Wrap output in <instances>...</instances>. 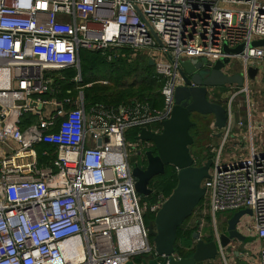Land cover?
<instances>
[{"label":"built area","instance_id":"1","mask_svg":"<svg viewBox=\"0 0 264 264\" xmlns=\"http://www.w3.org/2000/svg\"><path fill=\"white\" fill-rule=\"evenodd\" d=\"M263 38L264 0H0V264H125L134 256L152 258L143 218L166 198L159 194L148 204L135 191L129 159L149 141L130 142L126 132L133 127L160 132L173 110L175 89L184 84L181 60L204 58L212 67L226 57L239 62L234 69L244 83L224 85L221 99H208L224 102L227 120L219 147L210 150L202 203L187 226L198 225L204 238L202 222L209 214L249 209L251 221L246 224L243 215L237 229L261 242L256 259L255 249L246 247L244 254L253 257L248 264H264V148L250 141L238 159L222 161L229 133L244 125L235 101L241 93L249 98L247 71L264 60V45L252 43ZM238 45V53L224 51ZM80 49L97 50L107 61L121 49L132 58H151L162 80L161 107L138 99L117 107L86 106L83 88L92 83L79 85ZM67 68L77 70L71 78L76 86L62 98L46 96L58 93L54 80L62 77L54 72ZM221 70L228 72L225 66ZM26 116L32 119L23 122ZM40 143L52 145L55 155L42 165L35 149ZM41 156L49 157L46 150ZM212 224L216 264H228L226 249L240 242L223 248L215 219Z\"/></svg>","mask_w":264,"mask_h":264},{"label":"water","instance_id":"2","mask_svg":"<svg viewBox=\"0 0 264 264\" xmlns=\"http://www.w3.org/2000/svg\"><path fill=\"white\" fill-rule=\"evenodd\" d=\"M156 39L160 43L159 39ZM252 45H264V38L253 42ZM241 48V45L234 48L224 46V51L233 54L238 53ZM230 60L228 57L223 58L215 62L212 67L204 65L207 62L204 58L181 60L179 75L184 84L175 89L174 106L170 117L161 122L160 132L155 133L145 127L139 130L136 140L151 142L156 155H153L150 150L146 151V169L140 170L137 167L132 169V175L135 177V191L140 195L148 196L152 192L148 187L149 180L155 175L163 174L167 164L174 166L177 182L154 214L153 220L146 225L147 235L152 238L154 247L153 257L147 260L141 259L139 263L129 260L125 264L216 263L215 259L219 253L218 243L214 240L205 241L197 230L191 234L193 250L191 256L176 258L174 243L177 238V228L192 215L204 196L205 188L202 181L209 176V168L212 164L211 158L201 165L194 163L189 148L193 143L189 128L194 124L190 116L192 113L209 115L216 129L225 126L227 115L224 102L209 101L207 92L213 86L231 84L243 86L244 76L239 72L231 74L221 70ZM148 64L153 65L151 58L148 59ZM257 71L256 67H250L247 71L249 79H253ZM191 82L196 86H190ZM234 123L235 117H232L231 128ZM250 214L249 209H243L229 215L226 229L220 233V245L223 248H227L232 239L240 243L255 239L243 235L237 229L240 218ZM248 252L251 253L250 250Z\"/></svg>","mask_w":264,"mask_h":264},{"label":"trees","instance_id":"3","mask_svg":"<svg viewBox=\"0 0 264 264\" xmlns=\"http://www.w3.org/2000/svg\"><path fill=\"white\" fill-rule=\"evenodd\" d=\"M131 54L128 49H121L118 55L111 61H107L97 50H79V72L81 76L79 85L92 83L90 86H84L83 88L86 106L99 103L117 107L130 102L132 99H138L147 102L151 107H161L162 95L159 90L162 86V80L155 75L154 68L148 64V60L144 55L136 54L132 58ZM54 73L62 77L55 76L54 84L57 87L58 93L46 94V96L56 95V97L62 98L66 93V89H72L76 86V83L72 82L71 78L77 73V70L75 68H67ZM29 119H32V117L26 116L23 122ZM193 122V126L189 128V133L193 137V143L189 148L195 165H201L207 159L212 158L213 153L208 148L202 150L196 143V138L200 136L201 130L197 122ZM208 125L209 120H207L206 127ZM155 126L160 128L159 124H155ZM149 128L154 127L149 126ZM138 132L137 127L130 128L126 132L125 139L134 143L145 142L144 140H136ZM35 149L40 165L49 162V160L55 157L53 154L54 147L50 144L40 143L35 146ZM43 150L48 152L49 157L44 158L41 156ZM176 182V170L174 166L169 164L165 165L164 173L153 177L151 180L152 192L148 196H142V200L148 204H152L156 201L159 194L167 198L175 187ZM201 203L202 199L198 205ZM190 217L177 228V238L174 247L178 257H189L193 252L191 249V234L197 230L198 225L191 228L188 227L187 224ZM144 218V222L147 225L149 221L153 220L154 213L147 212ZM207 218L208 216H206ZM203 239L210 241L212 240V236L209 235ZM142 258V256H134L133 261L139 262ZM198 264L213 263L200 262Z\"/></svg>","mask_w":264,"mask_h":264},{"label":"crops","instance_id":"4","mask_svg":"<svg viewBox=\"0 0 264 264\" xmlns=\"http://www.w3.org/2000/svg\"><path fill=\"white\" fill-rule=\"evenodd\" d=\"M257 68V74L248 83V100L246 99V94L241 93L235 101L236 117L237 119L243 121L244 125H235L232 131L229 133V136L226 140L230 141V146L228 149L238 147V149L236 150L238 154H231L230 156H228V160L226 158L224 159L225 161H232L238 159L239 156L242 155V153L248 150L250 146V141H253V143L257 145L258 149L264 148V60L259 63ZM208 120L209 141H211L212 144H210L211 151H214L220 145L219 144L218 146H214V143L216 141L221 142L224 130L213 128L210 124L212 122L210 116ZM220 132L222 134H220ZM205 227V225L202 226L203 232ZM198 228H201V226H199ZM246 247H253L255 249L254 253L256 254V259L257 253L261 248V242L258 239H255L251 243H239L236 249H226L225 253L228 264H248L249 261L253 259V257H249L250 259H248L246 254H244Z\"/></svg>","mask_w":264,"mask_h":264},{"label":"rangeland","instance_id":"5","mask_svg":"<svg viewBox=\"0 0 264 264\" xmlns=\"http://www.w3.org/2000/svg\"><path fill=\"white\" fill-rule=\"evenodd\" d=\"M224 66L227 68L228 73H236V70L234 69V67H236L239 70L240 64L237 60L235 59H231L230 62L228 63V65H223L222 68H224ZM205 75V74H203ZM212 97L209 95V92H207V98L209 100H216V99H221V94H223L226 91V87L224 85L221 86H213L212 87ZM192 121L197 122L198 126L200 127L201 133L200 136L196 138V143L200 146V148L203 149H209L211 150V141H209V135H208V127H206V123L207 120L209 119V115L205 117H200L197 113H192L191 115ZM211 144V145H210ZM214 146H218L220 144V141H216L214 143ZM230 141H227L225 144V147L222 151V161L223 162H227L224 159L226 158L228 160V156H230L231 154H238V152L236 151L238 149V147H233L231 149L229 148ZM240 148V147H239ZM227 153V154H226ZM229 217V213L225 212V213H217L214 217L212 216V214L208 215L207 219H204L203 222L205 223L206 227L204 229V232L207 236L212 235V231H213V219H215L217 227H218V231L219 232H223L226 229V221ZM196 218V215L191 216L189 219V223L193 224L194 220ZM244 222L247 224H249L250 220V215H244ZM202 222V224H204ZM253 240V239H252ZM149 242L152 244V238L149 236ZM232 243L237 244V240L236 239H232L231 240ZM137 244V243H136ZM153 245V244H152Z\"/></svg>","mask_w":264,"mask_h":264},{"label":"flooded vegetation","instance_id":"6","mask_svg":"<svg viewBox=\"0 0 264 264\" xmlns=\"http://www.w3.org/2000/svg\"><path fill=\"white\" fill-rule=\"evenodd\" d=\"M198 114V113H197ZM192 115V114H191ZM200 117H205L206 118V116L207 115H200V114H198ZM151 151L152 152V154L153 155H156V150H154V146H153V144L151 143V142H149V145L146 147V148H143L142 149V151L141 150H136L135 151V153H133V155L130 157V159H129V163H130V166H131V172H132V169L134 168V167H137V168H139L140 170H145L146 169V167H147V159H146V156H145V152L146 151ZM168 165V164H167ZM159 175V174H158ZM155 176H157V175H155ZM155 176H153V177H155ZM134 177V176H133ZM152 177V178H153ZM135 178V177H134ZM152 178L149 180V182H148V187L151 189V180H152ZM152 190V189H151ZM197 207V206H196ZM144 219L145 218H143V222H144ZM150 222V221H149ZM148 222V223H149ZM144 224H145V222H144ZM145 227H146V224H145Z\"/></svg>","mask_w":264,"mask_h":264}]
</instances>
